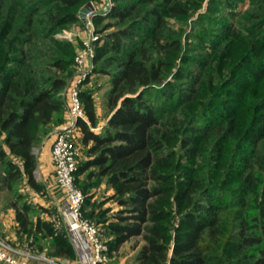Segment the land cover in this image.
<instances>
[{
	"label": "trees",
	"instance_id": "1",
	"mask_svg": "<svg viewBox=\"0 0 264 264\" xmlns=\"http://www.w3.org/2000/svg\"><path fill=\"white\" fill-rule=\"evenodd\" d=\"M87 1L0 0L7 190L24 177L43 188L34 147L63 121L75 75V47L56 32L79 21ZM235 1L226 0L234 18L220 21L209 48L188 59L199 70L185 84L168 79L173 68L187 69L177 62L186 57L184 32L169 20L187 14L177 0H114L110 13L96 18L105 34L94 71L111 78L109 115L96 130L95 100L82 91L87 120L78 126L86 151L76 182L86 174L87 193L106 179L108 199L120 208L108 216L110 208L102 210L91 193L84 215L103 223L110 252L139 237L135 264H264V0H247L240 10ZM17 201L18 234L40 249L50 238L49 255L76 259L66 228L34 223L29 203Z\"/></svg>",
	"mask_w": 264,
	"mask_h": 264
},
{
	"label": "rangeland",
	"instance_id": "2",
	"mask_svg": "<svg viewBox=\"0 0 264 264\" xmlns=\"http://www.w3.org/2000/svg\"><path fill=\"white\" fill-rule=\"evenodd\" d=\"M191 1L192 3L188 2ZM198 1V0H197ZM194 0H177V4H182L187 9V14L178 15L172 18H169L172 28L183 30V47L186 57L184 59L178 58L177 62L182 64V68L179 69L173 68V73L168 76V79L177 84L187 82L188 76L198 72L199 67L192 62H189V58L195 56V54H200L202 46H205L206 49L210 46V38L214 33L217 32V28H220L219 22L223 19L231 21L234 17L231 16L228 11V6L226 0H202L200 4L193 3ZM91 3L92 7L96 8L100 12L96 14L93 18L92 24L83 20L80 17V10L87 4ZM114 4V0H88L80 10L78 11L79 21L69 23L66 27L56 32V36L71 42L77 52L84 48L85 40H88L93 35V29L95 34L104 36L105 33H100L101 26L97 24L96 18L100 16H107L110 11L105 14L101 13V10L108 7L109 4ZM235 4L234 8L236 10L245 9L248 7L247 0H236L233 2ZM92 26V28H91ZM111 30V29H110ZM97 48V44H96ZM204 49V51L206 50ZM182 59V60H181ZM96 63L94 61V67L89 79L85 82L82 91H91L95 104L97 107L98 116V131L102 130V127L107 124L109 108L107 106V95L111 86V78L109 75L96 73L95 70ZM179 75L178 78L174 76ZM180 93H178L179 95ZM65 95V94H64ZM153 96H157L153 93ZM66 101L67 96L65 95ZM67 114V106H66ZM66 121V120H65ZM81 130H78V147L82 152V157L85 155L86 147L83 145ZM37 144L34 147V153L36 156L39 154V146ZM52 178L48 179L37 166L35 170V179L37 182L43 184L41 190H36L32 188L28 183L26 178H22L17 184H15L14 190H7L2 185V170L0 169V238L16 245H27L30 244V250L37 252L40 249V245L33 243L31 238L18 234V223L16 219V210L13 208L12 204L18 200V204L23 205L24 201H27L31 207L30 217L37 223L38 220H49L54 224L59 223L60 226L56 228L62 229L66 228L65 220L63 218V206L65 204V194L59 190L57 187H54L55 183L53 180L54 171H51ZM79 182H76L77 187L84 193L85 200L88 194H94L93 201L100 202L102 205L100 208L102 210L110 208V211L107 215L114 214L120 207L108 199L112 194L113 190L107 184L106 179L101 181L99 187H89L87 188V193L82 189L86 184V174L78 177ZM96 179H92L90 182H94ZM19 196L23 198L17 199ZM104 202V203H103ZM86 205V201H85ZM90 208L85 206L84 212H89ZM106 215V216H107ZM85 217L89 218L96 226L100 228V231L104 239L108 240V234L105 231L103 223L98 221L97 217L90 218L88 215ZM70 235V234H69ZM71 238V237H70ZM50 238L42 240L41 244L44 246L43 252L45 253L44 257H50L49 250L50 248ZM142 242L139 237L132 238L130 241L124 243L118 250H113L109 254V261L106 264H135V257L139 251ZM41 251V250H40ZM42 252V251H41ZM46 257V258H47ZM65 264H77L75 259H70L66 261ZM56 261V259H55Z\"/></svg>",
	"mask_w": 264,
	"mask_h": 264
},
{
	"label": "built area",
	"instance_id": "3",
	"mask_svg": "<svg viewBox=\"0 0 264 264\" xmlns=\"http://www.w3.org/2000/svg\"><path fill=\"white\" fill-rule=\"evenodd\" d=\"M113 5L109 4L107 8L101 10V13L107 14ZM99 12L100 10L92 7L86 13V20L92 24L94 16ZM98 40L99 36L93 29V35L85 40L84 48L75 55V75L65 92L67 121L56 131L51 147L54 187L65 194L62 214L76 250L77 264H106L109 261L110 252L109 244L104 239L100 228L85 217L83 211L85 195L76 185V172L82 160V152L77 144L78 130L80 129L78 121L80 119L87 120L81 93L85 82L93 72ZM55 225L56 227L60 226L59 223ZM29 251L30 244L21 249L0 238V264H34L30 260L33 255ZM43 258L46 259V257ZM50 261L54 264H65L59 263L57 260ZM66 261L69 262L70 258H67Z\"/></svg>",
	"mask_w": 264,
	"mask_h": 264
},
{
	"label": "crops",
	"instance_id": "4",
	"mask_svg": "<svg viewBox=\"0 0 264 264\" xmlns=\"http://www.w3.org/2000/svg\"><path fill=\"white\" fill-rule=\"evenodd\" d=\"M97 114L99 116V112H97ZM62 119H63V121H61L60 123H58L57 125L54 126V130H53L52 134H50L46 139H44V141L39 146V154L37 155V158H38V167L40 169H42L43 174L48 179L52 178L51 171H54V165H53V160H52V156H51V147H52L53 141L55 139V133H56V131L59 129L60 126H62L67 121V114H66V112L63 113ZM16 245L19 248H21V249H23L24 246H25V245L24 246L23 245L21 246L19 244H16ZM42 247L43 248L42 249H38L37 252L32 251V250L29 251L33 255L32 257H30V260H31L32 263H34V264H54L50 260H55V259L57 261H59V263H65L64 259H58V258H56L54 256H50V257H47L46 256L47 258L44 259L43 258L44 255H45V253L43 252L44 246L42 245ZM21 256H24V255H21ZM72 264H74V263H72Z\"/></svg>",
	"mask_w": 264,
	"mask_h": 264
},
{
	"label": "water",
	"instance_id": "5",
	"mask_svg": "<svg viewBox=\"0 0 264 264\" xmlns=\"http://www.w3.org/2000/svg\"><path fill=\"white\" fill-rule=\"evenodd\" d=\"M92 8L91 3L85 5L81 10H80V17L85 21L86 20V13Z\"/></svg>",
	"mask_w": 264,
	"mask_h": 264
}]
</instances>
